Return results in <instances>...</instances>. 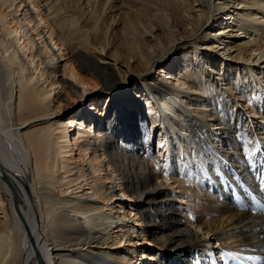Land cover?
Returning <instances> with one entry per match:
<instances>
[{
	"label": "bare ground",
	"instance_id": "bare-ground-1",
	"mask_svg": "<svg viewBox=\"0 0 264 264\" xmlns=\"http://www.w3.org/2000/svg\"><path fill=\"white\" fill-rule=\"evenodd\" d=\"M7 1L0 0V76L9 89L6 97L0 91V209L4 212L0 264H141L133 250L111 253L93 248L108 244L109 239L112 245L132 240L127 225L114 221L117 217L97 202L102 195L111 199L117 185L123 196L129 193L136 199L139 221L145 226L144 242L160 244L161 251L149 254H158L159 264H264V0H202L206 7L201 6L196 15L195 0H186L180 31L184 34L175 38L179 29L174 27L169 39L160 37V42L150 45L147 39L139 41L138 33L137 44L128 41L132 46L126 47L125 54L110 39H101L105 18L101 14L129 5L119 20L127 27L133 19L143 21L145 15L150 21L138 23L149 24L145 35L157 39L153 28L158 30L160 23L153 21L158 18L154 4L165 6L167 0H97L82 22L85 11L80 15L74 11V2L81 0H31L34 9L42 6L47 12L28 9L38 22H34L37 30L41 22L49 29V39L43 35L44 40L43 31H38L40 44L27 25L14 26L16 21L14 27L10 25L9 11L3 6L13 2ZM203 13L206 19L201 23ZM211 19L218 28L206 30ZM110 43L117 48L109 54L113 65L100 62ZM53 46L74 54L60 76L58 60L66 53L57 54ZM201 49L223 50L227 59L225 63L223 56L220 67L212 66L218 76L214 80L197 62ZM180 51L182 59L172 72L160 66L166 55L168 59ZM131 62L138 64L130 68L131 73L147 71L136 75L147 104L156 100L161 105L160 120L174 112V120L182 125L176 140L159 141L165 159L162 150L158 155L153 152L154 127L149 130L147 116L141 107L135 111L127 93L126 67ZM154 69L158 76L149 79ZM96 78L100 80L96 85L102 83L101 90L116 101L112 114L101 123L83 111L79 118L54 119L55 100L59 109L63 100L66 109L73 106L74 98L83 104L90 91L84 85ZM58 84L63 93L56 92ZM3 113L14 120L11 127L2 125ZM252 117L262 122L257 127L262 126L263 132L253 126ZM175 121L165 124L164 137L175 133ZM74 125L73 142L69 134ZM181 137L191 145H181ZM230 146L241 150L234 154L242 158L229 155ZM75 148L85 155L92 152L88 164L92 174L96 165H107L114 183L107 186L95 175L90 182L82 166L72 167ZM3 191L11 195L10 209ZM185 206L189 207L186 213ZM115 223L118 230L112 236ZM213 231L217 237L211 238ZM225 239L237 242V248L221 246Z\"/></svg>",
	"mask_w": 264,
	"mask_h": 264
},
{
	"label": "rangeland",
	"instance_id": "rangeland-1",
	"mask_svg": "<svg viewBox=\"0 0 264 264\" xmlns=\"http://www.w3.org/2000/svg\"><path fill=\"white\" fill-rule=\"evenodd\" d=\"M10 1H12L13 3H11V5L7 8H5V5H4L3 10L9 11V15L7 17V20H8V22H12V23H10V25L12 27L16 26L17 24H20V27L22 26V24L25 26L27 25L29 27V29L31 28V34H33L35 39L38 40L37 42L39 44H40L41 40L39 39L40 38L39 35L37 36L38 31L42 30L44 33V34H41L42 37H43V35H45V37H47V39H49L48 38L49 37L48 30L49 29H48V27H45L46 26L45 22H41L39 27H38V30H37L36 23H38V22H36L34 14L32 15V12L30 10H28L30 7H31V9L33 8L32 7L33 5H31V2H30L31 0H10ZM10 1H7L6 3H9ZM95 1H97V0H81L79 2H74L75 5L72 2H71V4L70 3H67V4H69L70 7H71V5L75 6L74 11H75V13H77L76 15H80L79 13L81 11H85V14L82 16V19H81V22H82L83 20L86 21L88 19V17H90L91 12H92V8H93L91 6V4L93 5V3ZM167 1H168V3L165 6L160 5V4H154L155 7L153 6L154 7V13H155L156 17H158L157 20L155 19L153 21L155 23L156 22L160 23V24H157L159 26L158 30L155 31L156 27L153 28L154 32L158 34L157 39H156V36H154L153 34H148L147 36L145 35V27L146 26L149 27L150 26L149 24H139V23H144L143 21H145V22L150 21L148 19V17L145 15H143V21L141 19V22L138 21L139 22L138 23L137 20L135 22V19H133L134 21L129 20V23H130V21H131V23L129 25H127V27H125L124 26L125 23L119 19H120L121 14H124V12L129 11L126 8L129 5L125 6L124 9H121L122 4L120 5V7H118V9H121L120 11H117V8L115 7L112 9V11H106L107 13L101 14L102 18H104V17L106 18V19L104 18V21L102 22L103 26H101L102 29H100V31H99L100 34H102L101 39L104 40V38H105L104 42L105 41L108 42V40L110 39L111 41H113V44H115V47L117 46V48L122 50V52L125 54V52H127L126 47H129L130 45L132 46V44H128V41L132 40L130 43L133 42V43L137 44L136 41L138 38V33L141 34V35H139L138 40L144 41L147 39L145 41V43L147 41H149L147 43H149L150 45L154 44L156 41L160 42V40H161L160 37H162L163 39H169L170 38L169 35H171V31L174 29V27H175V29L176 28L179 29V30H177V33L175 34V38L180 37L181 34H184L183 32L180 33V31L182 29V25H184V22H182V16H184V14H185L183 12H184V8L186 5V0L185 1L184 0H167ZM191 1H193V0H191ZM203 1L202 0H195L194 1L193 6L196 7L195 8L196 10H197V8L199 9V11L194 12L195 14L193 13L194 15L201 12V9H202L201 6H202ZM172 2H173V4H172ZM199 4H200V6H199ZM118 5H119V3H118ZM202 7L205 8L206 6L205 7L202 6ZM36 10H37L36 8L35 9L33 8L34 13H38V12H40V10H41L42 15L43 14L46 15V13H47L46 10H44V7H42V6L40 7L39 10H37V11ZM122 11H123V13H122ZM149 18H151V17H149ZM20 19H21V21H20ZM205 19H206V15L203 13V16H202L200 22L203 23V21ZM14 21H16V24ZM34 22H36V23H34ZM168 22H170V23H168ZM201 23H200V25L198 24L199 26L197 27V29L195 31L199 30ZM124 27L126 30L125 32L123 31ZM128 27H130V29H128ZM217 28H218V26L216 24L213 25V19H211L209 21V24L206 25V30H212V29L214 30ZM87 29H88V27H87ZM131 29L133 32L131 31V33H130ZM203 30H204V28H202L199 32H202ZM136 31H137V33H136L137 36L135 35ZM142 33H143V35H142ZM122 34H124V35H122ZM129 34H130V37L132 36L131 38L129 36H128V38L126 37V35H129ZM140 36H142V37H140ZM129 38H130V40H128ZM43 40H44V37H43ZM133 40H135V41H133ZM181 41H183V40H181ZM176 43H179V40ZM113 44L110 43L109 45L106 46V49L102 53V56L104 57V59H102V60H104V61L101 60L100 62H107L105 64H111V65L116 64L109 57V54L112 52V50L117 49L113 46ZM51 45H53V44H51ZM142 46L144 49L145 45L143 43H142ZM142 46H141V49H142ZM59 47L60 46H58V48H57V46H53V48H55V50L57 51V54H59V52H60ZM129 48H131V47H129ZM135 52L137 53L138 50ZM222 52H223V50L217 51V49H214V51H210V49H207V50L201 49L199 52H197L198 56H199V59L197 62L198 63L202 62L203 71L205 72V74L210 75V80H214L216 77H218L216 72L213 71L212 66H217V67L219 66L220 67L221 64L219 63V61L224 56V54ZM60 53H62V54L66 53L67 55L65 54L66 56L64 55L63 57H61L58 60V66L59 67L57 69L58 70L57 76L63 75L64 65L65 64L69 65V62H68L69 58L74 57V54L72 52L68 53L67 49H63L62 52H60ZM154 56H155V54H154ZM167 57H168V55H166V58ZM24 58H26V57H24ZM156 58H158V57H156ZM166 58L164 59L165 63H163V65H160V66H164L167 70L172 72L175 68H177V66H178L177 64H178L179 60L182 59V53L180 51L179 53H177L176 56L173 55L172 57H170L168 59H166ZM223 58H224V62L226 63L227 62L226 57L224 56ZM131 64H133V65L126 67L127 68V74L129 73V76L127 77V81H126L129 85L128 86L129 88L127 89V93L129 96L131 95L133 107H135V109H136L135 111L138 112L139 107H141V113H143V115L147 116V123H148L147 125L149 127V130L153 129V127H154V133L152 135V137H153L152 138V140H153V146H152L153 152L156 155H158V152L162 150L161 158L165 159L164 151H163V149H161V147L163 145L161 146L159 141L165 140V142H166L167 137H169L170 140H173V141L176 140L178 138V136H180V134H181L180 128H182V125L180 123H177V121L174 120V112L168 114L167 120H165V121L160 120V115H162V114H160L161 112L159 110V108L161 106L160 103H158L156 100L151 99V101H152L151 106H153L151 109V106H149L147 104V100H146L147 97L145 95L146 92H144L143 89L140 90L142 85L137 86V84H136V82H137L136 75L145 74L147 71L146 72L143 71V72L131 73L130 68H133L137 63L131 62ZM115 68L117 69V67H115ZM138 69H142V66L139 65ZM157 72H158V69H154L153 72L151 73V75L149 76V79L157 77L158 76ZM234 75L235 74H233V76ZM2 77L3 76L1 75L0 76V84H1L0 85V91H1L2 97H6V95H8V92H9L8 82L4 79V77L3 78ZM98 81H100V80H98V78H96V80H94V81L91 80V81H88L87 83H85L84 88H88L90 91L85 94L84 98L86 101L84 100L85 102H83V104L79 103L80 98L77 100L74 98L71 100L73 103V106H69V108L66 109L67 102L65 100H63V106L61 107V109H59V108H56L59 105V103L56 102V100H55V102L53 103V107H52L53 108L52 112L54 113V116H55L54 119H65L66 120V119L70 118L71 116H78L77 118H79L82 111H83L84 113L89 112V114L91 115L90 116L91 119L95 118L97 120V122L99 121V123H101V120L105 119L106 116H108V114L113 111V108L115 106L116 101L113 99L112 95L108 94L107 91L101 90L102 83H100L99 85H96V83ZM61 86H62V84L57 85L58 88L56 87L57 88L56 92H58V90H59L60 93H63L62 90H60ZM80 86H81V88L83 87L82 84H80ZM108 96H110L109 99H108ZM261 101L264 102V99H261ZM90 102H91V104H90ZM242 102H243L242 100L239 101L240 105ZM96 106L98 108L97 112H95ZM163 109H165L167 111L166 106H164L162 108V110ZM252 118H253L252 120L255 121V123H253V126H255V128L257 130L263 132V130H261V128H263L262 126L257 127V125L262 124V122H260L258 119L254 118V117H252ZM168 120H169V122L175 121L174 126L176 127V129H175V133L167 134V136L164 137L166 135V134H163L164 133V127H165V124H167ZM153 121H156V122L153 123ZM13 123H14V120L9 115H7L6 113H3L2 125L7 126V127H11ZM93 124H94V126L96 125L95 123H93ZM76 130H77L76 125H74L73 128H70L71 132L69 134V137L71 136L72 141L75 138L74 136H76V134L74 133V132H76ZM260 135H262V134H260ZM261 137H264V136H261ZM181 139H182V137H181ZM262 142H264V138H262ZM180 144L183 145L184 147L191 145L190 141H187L184 139H182ZM230 147H231L230 148L231 151L228 153L229 155H231L235 158H238V159L242 158L241 155L234 154V151H237L238 154H241V150H238L234 146H230ZM99 153H102V150H100ZM167 154H168V152L166 153V155ZM73 156H74V158L71 160L72 167H74L75 165L82 166L86 170V173H87L86 177H87L88 181H90V182L94 181V178H95L94 175H95L96 177H101L99 179V181L105 183L107 186H110L111 184L114 183L113 180H111V178L109 177V175L107 173L110 168H108L107 165H105L103 167L96 165L98 163L97 162L98 158L95 161H92V163H94L96 165V168H95L96 172L94 174H92V172H94V170L92 171L91 168L88 166L89 161L92 160L91 158H93L92 152H89L88 155H85V153L82 154V152H80L77 148H75ZM106 169H108V170H106ZM88 170L91 172V174L88 173L89 172ZM61 172L62 171L58 172L59 176H61L63 174V172L62 173ZM88 175H91V176H88ZM106 177H108V178H106ZM99 181L96 183V185L99 183ZM60 182L61 181L58 180V183H60ZM120 183H121L120 179H117L116 184H120ZM94 188H95V186H94ZM115 189H117V191H113L114 196L111 199L108 200V199H106L107 197L102 195V198H97V202L99 204L104 205V208H105L104 210H106V212L112 213L117 218L124 217V215H125V218L123 221L118 222L117 218H115L114 221H116L117 223L127 225V230H129L130 234H131L130 235L131 237L129 236L128 240H129V238H132V240L131 241H125V242L120 243V244H113L112 245V244H110L112 241H111V239H109L108 244L93 245V248L102 249V250H105V251L111 252V253H113V252L116 253V251H124V250H127L128 252H130L133 250L137 254V257H139L141 264H159V260H158L159 255L158 254L157 255L156 254L155 255H149V254H151L155 251H157V252L161 251L160 250L161 246H160V244L154 242V240H149L148 241L149 243L144 242L145 237H143V233L141 232V230L144 229L145 226H144V222L142 223V221H139L140 213L138 212L139 210L137 208L136 199L134 197L130 196L129 193H127V196H123L119 192V189H121L120 185H117L115 187ZM2 195H3V199L5 201L6 207L8 209H10L11 195L7 194L5 191L2 192ZM179 203L180 204L183 203V204L187 205V203L184 201H180ZM185 207H187V206H185ZM1 210L2 209H0V220L2 218H4V212L2 213L3 210L2 211ZM188 210H189V207L186 208L184 213H186ZM131 211H133L132 214H130ZM182 212L183 211L181 209H179L176 213L180 215V213H182ZM8 213L10 214L9 210H8ZM134 213L135 214L137 213L136 216H134ZM80 217L81 216L79 215V218ZM117 223H115L113 225L114 229L112 231H115V234L112 236H116V231L118 229L115 228V226ZM130 226H134V228L132 229V228H130ZM148 228L154 230V228H156V226L150 225ZM134 230H135V232H134ZM102 233H105V232H102ZM117 233L119 234L122 232H117ZM146 236H147V238H151L149 235H146ZM209 237H211V238L217 237L216 231L211 232ZM217 240L218 239H216L214 241H217ZM220 243H221V246H223L224 248L226 247L232 251H234L238 246L237 242L234 243V242H232V240H226L225 239L224 241H220ZM135 253H134V255H135ZM114 256L117 257L116 254ZM144 256H149L148 257L149 259H147V257H144ZM136 260L137 259L135 258V263H136ZM190 264H194V263L190 262Z\"/></svg>",
	"mask_w": 264,
	"mask_h": 264
},
{
	"label": "water",
	"instance_id": "water-1",
	"mask_svg": "<svg viewBox=\"0 0 264 264\" xmlns=\"http://www.w3.org/2000/svg\"><path fill=\"white\" fill-rule=\"evenodd\" d=\"M3 173V172H2ZM4 175V174H3ZM5 176V175H4Z\"/></svg>",
	"mask_w": 264,
	"mask_h": 264
}]
</instances>
